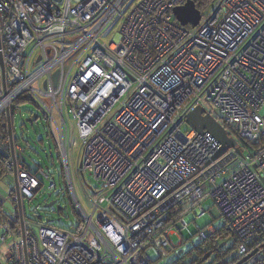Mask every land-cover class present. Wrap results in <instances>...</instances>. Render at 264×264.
I'll return each mask as SVG.
<instances>
[{
	"label": "built area",
	"instance_id": "built-area-1",
	"mask_svg": "<svg viewBox=\"0 0 264 264\" xmlns=\"http://www.w3.org/2000/svg\"><path fill=\"white\" fill-rule=\"evenodd\" d=\"M132 1L0 0L4 126L8 115L13 124L23 99L43 109L56 142L66 130L69 137L71 118L81 133L74 145L87 167L78 159L83 177L94 178L89 153L99 140L116 151L132 144L137 157L122 180L134 175L126 196L112 200L120 185L110 189L94 178L103 192L95 201L87 193L93 212L80 209L84 220L65 230L26 216L25 202L44 186L40 177L56 190L55 164L30 172L20 163L18 150H24L14 132L12 142L0 140L6 172L18 185L10 200L14 211L0 202L5 264H166L174 231L211 219L214 211L237 235L240 257L264 234V0H214L198 9L196 27L174 16L188 0H142L127 10ZM117 22L120 31L107 43L104 34ZM198 108L230 129L240 156L231 148L213 160L218 141L186 124ZM63 158L70 183L66 152ZM209 199L214 208L205 206ZM213 232L209 226L199 235Z\"/></svg>",
	"mask_w": 264,
	"mask_h": 264
},
{
	"label": "rangeland",
	"instance_id": "rangeland-1",
	"mask_svg": "<svg viewBox=\"0 0 264 264\" xmlns=\"http://www.w3.org/2000/svg\"><path fill=\"white\" fill-rule=\"evenodd\" d=\"M140 1L142 0H133L130 6H127V10L129 7L136 5ZM206 14L207 11L205 12V15ZM120 27L121 22L112 24L104 34V40L107 43H110L119 33ZM15 109L16 111L13 113V132L15 131V135L17 137L23 136L26 138V140L30 141V146H27L23 140L20 142V144L25 147L24 151L18 150L20 162H27L33 171L38 170L39 166L45 169L46 166L52 165L46 157V152H52V154H50L53 155L52 158L55 162V165H53L52 169L54 172L56 190H50L52 184L51 179L45 180L44 178L40 177L44 183V186H41L39 190L36 189L35 193L37 194L35 197L37 198H32V201L25 202L26 216L28 218L36 221L39 217H42L43 219L51 220L53 226L60 227L65 230H71L73 227H76L81 220H84L80 209H82L87 214H91L93 212V201L97 200L100 196V193L103 192L100 191L102 185L101 182H97L94 179L98 178L99 176V180L105 179V183L109 185L110 189L120 185V190L112 194V200H115L117 194H120L123 197L126 196V189H129L134 175L128 176L125 181H123V183L122 180L130 173L134 167V163L137 161V157L133 155L132 151L130 150L132 144L123 145L121 146V151H116L113 147L106 148L105 142H101V140H99V145H97L96 143L98 139H92L94 146L97 145V148L89 153V160L90 164L93 166L94 178L89 172H86L83 177L82 174L77 170L79 146L74 145L76 144L75 142L77 141L79 134H81L77 123H75L71 118L67 117L66 121L69 125V137L66 130L65 135H60L61 143H59L56 142L55 136L51 132L48 133V137L50 139L47 138L46 132L49 128L46 125V120L43 116V109L41 107L34 104V102H26L20 104L19 107L16 106ZM33 114L40 116L39 120L34 123V125L26 121ZM183 129L186 131L188 126L185 125ZM225 129L228 133V136L230 137L231 135L228 129ZM41 139L43 140L42 142L40 141ZM37 141H39V143H36ZM64 151L68 154L70 164V175L72 177V182L70 181V190L65 178L66 168L62 163L64 161ZM125 156L127 157V160ZM79 160V165L81 166V158ZM128 161H130L129 164H127ZM82 167L87 168L85 166L84 160L82 162ZM222 180L223 179H219V182ZM138 182L139 179L135 180L132 184L135 186ZM14 187V178L11 175H7L1 179L0 172V202L3 203V207L5 209L11 211H14L15 208L13 203L8 199V196ZM87 193L90 195L93 201L90 199ZM49 194H51L50 197L48 196ZM106 195H108V193H106ZM53 200H56V204L54 206L50 208L44 207L45 204L50 203ZM185 202L186 204H190L191 201L189 198H187L185 199ZM58 205L62 208L60 211H57L56 209ZM205 206L214 208V202L209 199L205 203ZM212 217L214 218L212 222L214 229L221 228L224 225V219L222 217H219L217 214H212ZM210 220V216H208L204 222H202V220L194 221L192 224H190V227L186 229L182 230L180 228V230H175L174 235L171 236V241L174 248L173 251L165 258V263L171 264L180 256H184L185 263L192 261L194 256H191L190 254L188 255V253L193 248V246L198 245V243L201 241L199 234L203 229H205V225ZM194 225L198 226L199 229L195 231ZM8 242L10 246V244L13 243L12 238L9 239ZM231 244L232 240L228 242L227 248L230 247ZM6 247L7 245L4 246V248ZM239 247L240 245L238 248ZM2 251H4V249ZM0 264H5V262L0 261Z\"/></svg>",
	"mask_w": 264,
	"mask_h": 264
},
{
	"label": "trees",
	"instance_id": "trees-1",
	"mask_svg": "<svg viewBox=\"0 0 264 264\" xmlns=\"http://www.w3.org/2000/svg\"><path fill=\"white\" fill-rule=\"evenodd\" d=\"M193 1L195 2L196 7L201 12H204L206 9L209 8L210 4H212L214 0H193ZM28 102H33V101L28 100ZM23 103H26L24 102V99L18 100L16 102V106L19 107V105ZM30 117H32V115ZM39 118L40 116L38 117V120ZM6 120L7 118L5 115L0 117V140L1 141H4V140L6 141L9 137L8 129L7 127L4 126V123L6 122ZM32 125H34V123H32ZM228 131L230 133L229 128H228ZM230 135L233 136L231 133ZM46 136L47 138H49L48 132H46ZM14 138H15L16 144L19 143V145L22 146L20 142L21 140H23L27 146H30V141L26 140V138H24L23 136L17 137L15 135V131H14ZM40 141L42 142L43 140L41 139ZM36 143H39V141H37ZM241 143L242 145L244 144L248 145L249 149H253L250 147L248 143L244 141ZM257 148H259L258 145H257ZM23 150H25V147H23ZM50 153L52 154V152ZM50 153L46 152V157L51 164L52 163L55 164L52 158L53 155H51ZM6 162H7V155L5 153L3 154L2 152H0L1 179L7 176ZM20 163H22L24 167L30 172H36L32 170L31 166L27 162L24 161ZM200 240L201 241L198 243V245L193 246V248L188 253V255L190 254L191 256H194L192 261H190L189 263H185L184 256H180L178 259H176L171 264H264V234L258 235L254 239V241L249 244L248 249H247L249 251L246 254H244V256H241V257L239 253L236 251L238 246L240 245V241L237 235L235 234V232L232 231L231 227L228 225V223L225 220H224V225L221 228L215 229L214 232L208 236V238L200 239ZM230 240H232V244L230 245V247L227 248V244ZM224 242L226 243V245L224 244ZM253 251H257V255L246 261H243V259L250 252H253ZM210 252H212L211 256L209 255ZM205 256H208V257L207 259L203 260Z\"/></svg>",
	"mask_w": 264,
	"mask_h": 264
},
{
	"label": "water",
	"instance_id": "water-1",
	"mask_svg": "<svg viewBox=\"0 0 264 264\" xmlns=\"http://www.w3.org/2000/svg\"><path fill=\"white\" fill-rule=\"evenodd\" d=\"M174 16L176 20L182 26L191 25L196 27L201 21V13L196 7V4L193 0H188L185 5L177 7L174 9ZM54 78H57V74L54 75ZM38 115L33 114L32 117L28 118L26 121L30 123H35L38 120ZM186 124L194 128L200 134L208 133L214 137L220 144V148L213 160H218L220 157L225 155L229 149L234 148L239 154L241 150L237 147V141L233 137H229L226 129L210 114H207L203 108H198L195 111L187 115ZM8 134L12 142L13 138V124L11 117L8 115ZM264 181V179H263ZM51 194H49V197ZM56 204V200H53L50 203L44 205L45 208H50ZM57 211H60L61 206L56 207ZM254 253L245 257L243 261L250 259ZM208 256H205L203 260L207 259Z\"/></svg>",
	"mask_w": 264,
	"mask_h": 264
},
{
	"label": "bare ground",
	"instance_id": "bare-ground-1",
	"mask_svg": "<svg viewBox=\"0 0 264 264\" xmlns=\"http://www.w3.org/2000/svg\"><path fill=\"white\" fill-rule=\"evenodd\" d=\"M192 128V127H191ZM194 129V128H193ZM195 130V129H194ZM199 133V132H198ZM200 134V133H199ZM204 134H206V133H204ZM208 134V133H207ZM210 135V134H209ZM214 138V137H213ZM220 145V144H219ZM218 152V151H217ZM216 155V154H215ZM214 155V156H215ZM214 158V157H213ZM7 175H11L13 178H14V180H15V187L14 188H18V185H17V179H16V176L13 174H8L7 173ZM72 182V181H71ZM14 188H13V190L11 191V193L9 194V196H8V199L9 200H11V198H12V195H13V191H14ZM68 188H69V190H70V183H68ZM72 188H73V185H72ZM72 188H71V191H72ZM70 191V192H71ZM212 214H218V212L217 211H214ZM221 217V216H220ZM206 218H208V217H205L204 219H201L202 220V222H204L205 221V219ZM209 227V224L207 223L206 225H205V229H203L201 232H203L204 230H206L207 228ZM199 229V228H198ZM211 254V253H210Z\"/></svg>",
	"mask_w": 264,
	"mask_h": 264
},
{
	"label": "crops",
	"instance_id": "crops-1",
	"mask_svg": "<svg viewBox=\"0 0 264 264\" xmlns=\"http://www.w3.org/2000/svg\"><path fill=\"white\" fill-rule=\"evenodd\" d=\"M219 217H220V215L219 214H217ZM222 217V216H221ZM213 220H214V218L213 217H211V220L208 222V224H209V226H212L213 227V225H212V222H213ZM215 230V229H214ZM261 234H263V233H261ZM261 234H259V235H261ZM225 244V243H224ZM252 253H254V255L252 256V257H255L256 255H257V251H253V252H250L247 256H249L250 254H252ZM246 256V257H247ZM251 257V258H252Z\"/></svg>",
	"mask_w": 264,
	"mask_h": 264
},
{
	"label": "flooded vegetation",
	"instance_id": "flooded-vegetation-1",
	"mask_svg": "<svg viewBox=\"0 0 264 264\" xmlns=\"http://www.w3.org/2000/svg\"><path fill=\"white\" fill-rule=\"evenodd\" d=\"M211 253V254H210ZM209 255L211 256L212 255V252H210Z\"/></svg>",
	"mask_w": 264,
	"mask_h": 264
}]
</instances>
